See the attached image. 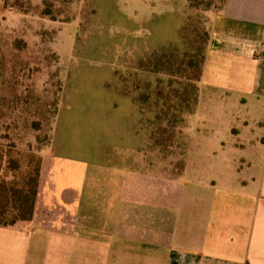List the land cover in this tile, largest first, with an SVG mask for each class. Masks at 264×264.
<instances>
[{"label":"crops","instance_id":"0c3cea01","mask_svg":"<svg viewBox=\"0 0 264 264\" xmlns=\"http://www.w3.org/2000/svg\"><path fill=\"white\" fill-rule=\"evenodd\" d=\"M125 51L111 70L150 74L143 45ZM203 88L252 101L256 119H230L189 180L140 167L151 115L120 86L98 159L81 165L50 135L32 219L0 226V264H264V0H226L214 14Z\"/></svg>","mask_w":264,"mask_h":264},{"label":"rangeland","instance_id":"374dc122","mask_svg":"<svg viewBox=\"0 0 264 264\" xmlns=\"http://www.w3.org/2000/svg\"><path fill=\"white\" fill-rule=\"evenodd\" d=\"M4 1L0 0V148L21 165L27 155L42 154L50 135L55 147L64 145L81 165L95 161L92 153L112 112L113 89L126 85L138 97L139 89L134 92L138 85L145 90V84L163 77L154 71L163 68L161 62L156 64L163 53L177 60L194 53L201 60L207 54L212 18L223 4V0H197L196 7L188 0H7L17 7L5 8ZM142 45L151 54L144 64L150 74L111 70L120 65L125 49ZM222 95L199 89L194 112L182 113L183 128L165 121L156 124V111L162 108L151 100L147 105L151 149L140 167L155 178L189 180L193 164L206 160L201 155L206 145L214 137L226 138L230 119L242 117V127L246 120L252 124L256 119L255 103Z\"/></svg>","mask_w":264,"mask_h":264},{"label":"trees","instance_id":"16d2710c","mask_svg":"<svg viewBox=\"0 0 264 264\" xmlns=\"http://www.w3.org/2000/svg\"><path fill=\"white\" fill-rule=\"evenodd\" d=\"M196 1L188 0L190 6L194 7L197 6ZM225 1L223 0V4ZM4 7L16 8L17 6L9 5L6 0ZM43 14L51 13L44 11ZM158 57L156 64L159 65L161 62L163 68L157 66L154 71L162 73L163 77H157L154 83L145 84V90L144 86L142 89L138 85L134 90L136 92L139 89L138 97L126 85L120 88L124 93L135 94L143 110H147L151 100L153 104L160 106L162 111H156L154 119L156 124L165 121L174 126L182 125L183 128L185 118L182 113H193L198 104V82H201L206 56L203 55L201 60L194 53H188L180 60L168 53ZM152 85L154 86L151 87ZM9 154V151L0 148V226H14L19 222L32 219L41 172V154L27 155L25 165H21L18 159L12 158Z\"/></svg>","mask_w":264,"mask_h":264}]
</instances>
